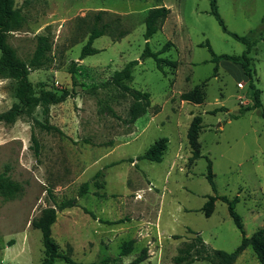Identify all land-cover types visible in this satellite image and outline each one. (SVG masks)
<instances>
[{"label": "rangeland", "instance_id": "obj_1", "mask_svg": "<svg viewBox=\"0 0 264 264\" xmlns=\"http://www.w3.org/2000/svg\"><path fill=\"white\" fill-rule=\"evenodd\" d=\"M216 5L229 32L255 31L248 57L260 107L254 108V91L238 64L221 60L215 69L211 62L205 43L216 55L240 56L245 46L221 30L208 0H14L24 16L22 29L8 40L17 56L27 61L39 35L52 46L47 69L29 75L34 91L73 96L50 106L46 118L36 108L33 119L0 123V174L19 187L11 199L0 195V264H40L41 235L32 221L69 199L75 206L57 211L51 236L59 253L80 264H132L144 248L147 258L138 264H173L178 249L195 240L192 232L210 248L232 252L241 233L222 201L204 215L208 196L238 197L234 209L246 236L264 227V0ZM161 6L170 14L147 42L152 52L172 43L159 55L177 62L174 70L163 65L165 75L154 59L140 60L144 19ZM94 26L104 32L92 44L99 52L79 60ZM133 60L139 64L129 85L150 94V108L136 120L130 96L98 87ZM14 87L0 78V113L15 102ZM193 89L201 104L180 99ZM194 117L201 121L195 148L186 137ZM161 138L168 142L160 163L138 159ZM193 152L200 157L190 160ZM207 160L215 190L206 178ZM129 240L132 251L121 256ZM234 264L259 263L247 248Z\"/></svg>", "mask_w": 264, "mask_h": 264}, {"label": "trees", "instance_id": "obj_2", "mask_svg": "<svg viewBox=\"0 0 264 264\" xmlns=\"http://www.w3.org/2000/svg\"><path fill=\"white\" fill-rule=\"evenodd\" d=\"M208 2L210 6V14L216 19L218 25L221 27V30L245 46V50L240 56L225 54L216 55L210 48L209 44L205 43L204 46L208 48V51L211 54V62L216 63L215 69H217V63L221 60H227L238 64L245 76L248 78L250 87L252 86L254 91V108L260 107L261 103L259 100V90L255 89L253 86V74L250 69V58L248 57V54L256 45V39L253 36L255 31L251 32L250 35L247 36H239L235 33L229 32L218 14L216 0H208ZM169 14L170 9L164 6L153 8L148 11L144 19L145 31L143 34V38L146 42L144 50L140 56L141 61L145 58L154 59L156 68L164 75L166 73L163 71V65L172 70L177 67L176 61L159 57L160 54L166 52L170 47H172V43L168 41L159 51L152 52L147 41L159 30L163 21ZM23 25L24 16L21 14L19 9L14 7V0H0V78L11 79L15 82V102L9 109L0 113V123L4 124H14L18 119H33V112L36 108H40L42 115L46 118L49 114L50 106L60 104L67 98L73 96L72 92L68 90H62L59 95L53 90L45 88H41L38 93L34 91L32 83L29 80V75L32 71L47 69L51 63L50 52L52 46L47 36L39 35L36 37L35 48L30 58L27 61L19 58L15 49L10 45L8 40L11 34L21 30ZM101 36H104L103 30L94 26L90 31L85 45L80 51L79 60H83L85 57L95 55L99 52V50L92 47V44L95 39ZM123 36L124 34H121L120 37ZM138 64L139 61L137 60L129 61L122 69L115 71L109 80L98 86L99 88H106L111 85L117 88L121 93L130 96L132 99L130 114L133 120L145 115L147 110L150 108V94L148 92L133 89L129 85L132 81L133 68ZM70 74L72 81H74L73 67L70 68ZM180 99L194 104H201L203 102V97L197 89L181 94ZM262 116L264 117V111L262 112ZM237 117L238 116H233L232 118L234 119ZM35 123L40 125V127L47 132L54 131L60 133L56 127L50 126L48 123L39 124L37 121H35ZM200 129V118L194 117L186 134L187 140L193 148L196 147V140ZM31 140L35 145V149H37V141L33 135L31 136ZM167 142V138L157 140L145 151L142 156L138 157V159L160 163L162 161L163 152L166 149ZM199 157L200 156L197 152H193L190 160L198 159ZM130 162H133V160H130ZM206 178L213 190H215L213 176L211 173V162L209 160H207ZM86 187V184L81 186V194L86 193ZM18 189L19 187L17 184L11 182L7 176L0 174V195L5 200L13 198ZM216 201L226 203L228 215L241 233L240 244L232 252L215 250L206 245L202 238L197 235L198 233L192 232L196 235L195 240L185 243L183 247L178 249L176 256H174L172 260L173 264H192L196 261H205L208 264H234L237 258L247 248H250L253 251L259 264H264V227L258 228L250 236H246L242 219L234 209L235 203L238 202L237 196L232 200H229L225 196H208L207 201L202 207V212L206 217L210 216ZM74 206V200L69 199L59 205L46 207L42 210L40 216L32 221V227L38 230L41 235L44 257L40 264H53L58 259L63 260L67 264H80L74 262L69 256L59 253L51 236V227L56 221L57 211H62ZM87 214L94 217V215L89 212H87ZM133 243V240L124 242L120 255L125 256L129 254L132 251ZM146 252L147 248L142 249L140 255L134 259L132 264L143 262L147 258Z\"/></svg>", "mask_w": 264, "mask_h": 264}, {"label": "built area", "instance_id": "obj_3", "mask_svg": "<svg viewBox=\"0 0 264 264\" xmlns=\"http://www.w3.org/2000/svg\"><path fill=\"white\" fill-rule=\"evenodd\" d=\"M240 86H242L241 84H239Z\"/></svg>", "mask_w": 264, "mask_h": 264}]
</instances>
